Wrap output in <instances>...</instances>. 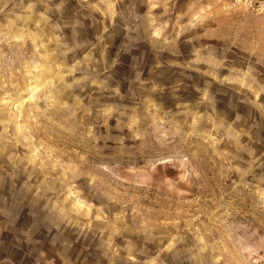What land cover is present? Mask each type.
Segmentation results:
<instances>
[{
  "label": "rangeland",
  "instance_id": "rangeland-1",
  "mask_svg": "<svg viewBox=\"0 0 264 264\" xmlns=\"http://www.w3.org/2000/svg\"><path fill=\"white\" fill-rule=\"evenodd\" d=\"M0 264H264V0H0Z\"/></svg>",
  "mask_w": 264,
  "mask_h": 264
}]
</instances>
